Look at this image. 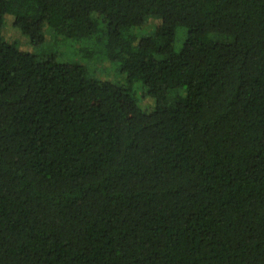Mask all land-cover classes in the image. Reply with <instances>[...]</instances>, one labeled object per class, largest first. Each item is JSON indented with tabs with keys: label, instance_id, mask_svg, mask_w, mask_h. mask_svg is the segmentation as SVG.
<instances>
[{
	"label": "trees",
	"instance_id": "1",
	"mask_svg": "<svg viewBox=\"0 0 264 264\" xmlns=\"http://www.w3.org/2000/svg\"><path fill=\"white\" fill-rule=\"evenodd\" d=\"M0 264H264V0H0Z\"/></svg>",
	"mask_w": 264,
	"mask_h": 264
},
{
	"label": "rangeland",
	"instance_id": "2",
	"mask_svg": "<svg viewBox=\"0 0 264 264\" xmlns=\"http://www.w3.org/2000/svg\"><path fill=\"white\" fill-rule=\"evenodd\" d=\"M161 19L151 15L143 26L136 29L138 38H142L153 32L155 25ZM12 13L6 15L3 25V36L12 42H16L22 49L35 52L39 57L53 55L59 62H80L84 64L91 74L103 79L118 81L122 77V71L117 60L108 58L105 53L106 39L104 38H70L62 34L55 33L48 25L44 28V41L34 45L29 35L23 33L16 25ZM188 35L186 26H179L176 31L175 50L179 52ZM138 39V40H139ZM166 54H158V57H165ZM141 86V82L136 83V88ZM141 93V90L139 91ZM144 106L153 107L154 101L150 97L142 99Z\"/></svg>",
	"mask_w": 264,
	"mask_h": 264
}]
</instances>
